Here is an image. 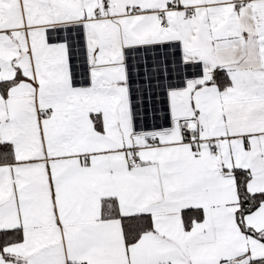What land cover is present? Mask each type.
Wrapping results in <instances>:
<instances>
[{"label": "snow or ice", "instance_id": "6c2138e0", "mask_svg": "<svg viewBox=\"0 0 264 264\" xmlns=\"http://www.w3.org/2000/svg\"><path fill=\"white\" fill-rule=\"evenodd\" d=\"M0 264H264V0H0Z\"/></svg>", "mask_w": 264, "mask_h": 264}]
</instances>
